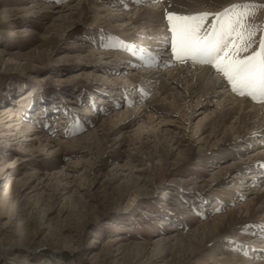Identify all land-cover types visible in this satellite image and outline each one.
Masks as SVG:
<instances>
[{
  "label": "rangeland",
  "instance_id": "1",
  "mask_svg": "<svg viewBox=\"0 0 264 264\" xmlns=\"http://www.w3.org/2000/svg\"><path fill=\"white\" fill-rule=\"evenodd\" d=\"M133 1L109 4L116 8L123 3L122 11L133 14L139 6ZM165 1L169 0L160 1V9L180 15L226 9L232 14L246 11L232 10L234 4H264V0H172L174 9L169 10L168 5L162 7ZM78 3L84 0H0V235L9 256L0 248V264H264V253L256 247L263 243L264 224L232 223L202 243L193 234L217 213L225 214L245 201L247 190L263 180L258 177L255 185L242 182L236 191L243 181L241 174L233 175L236 168L218 178L212 175L234 161L246 143L209 139L202 150L193 151L192 133L199 122L209 121L214 100L203 103L187 129L181 123V110L174 111L179 121L175 126H182L176 135L183 152L165 155L159 142L133 132V140L120 141V133L108 126L117 120L115 113L126 109L127 92L132 90H122L112 78L130 69L104 62L103 54L91 51L115 52L123 44L119 36L113 38L115 29L101 24L100 15L109 10L103 12L97 4L79 9ZM196 7L200 11L192 12ZM248 11L256 25L264 26V10ZM213 23L215 17L203 21L201 34L210 31ZM166 31L163 14L162 27L153 37L149 33L152 39L155 35L152 43L172 36L170 31L165 36ZM164 45L159 49L169 52L172 65L190 63L177 59L169 41ZM146 84L150 90L136 95L156 103V84ZM112 86L117 89L111 90ZM164 94L160 99L168 102ZM158 108L157 114L171 112ZM26 118L33 130L24 138L43 130L41 136L51 142L19 148L18 135L10 132L15 133V123ZM93 129H97L94 137ZM129 161L137 166L133 174L127 168ZM254 217L263 218L264 212ZM176 234L185 238L186 244L181 243L185 251L178 245L162 246L161 238ZM192 244L196 247L191 251Z\"/></svg>",
  "mask_w": 264,
  "mask_h": 264
},
{
  "label": "bare ground",
  "instance_id": "2",
  "mask_svg": "<svg viewBox=\"0 0 264 264\" xmlns=\"http://www.w3.org/2000/svg\"><path fill=\"white\" fill-rule=\"evenodd\" d=\"M112 1L114 0H84V3H78L76 6L79 9H83L85 6L92 7L97 4V9H101L103 12H106V9L107 11L109 10L100 15L102 21L101 24L103 23L106 27L108 26L116 30L113 38L119 36L123 48L120 46L121 49L115 52L110 50L111 48L108 50L99 49L98 51L92 49L91 53L103 54L104 62H111L120 67V69L124 67L125 69L128 67V69H130H123L121 71H124L125 73L122 75L116 74L112 78L115 85H121L123 88L122 90H125V88H127V90H132V93L128 94L129 91L127 92L126 97L129 100H127L128 102L126 103L128 106L126 109L122 110V113L117 112L113 115L117 120H114L112 123L110 122L108 128L112 130V132L118 131L120 133V141H122L123 138L133 140V135L131 134L133 132L135 135L137 134V137L143 136L148 141L159 142L161 150L163 148L165 155L171 154L177 150L181 151V149L183 152V147L176 135V129H179V127L182 126L180 124V126H175L177 125L175 123H177L178 120H176L173 115L174 111L181 110L179 111L180 118L183 120L181 123L184 125V129H187L190 128V123L193 121L194 115L197 111L203 109L204 102L211 100L216 101V108L211 111L212 116L209 121L204 124L203 121L199 122L196 125V130L192 133L191 144L194 145L193 151L198 152L202 150L204 144L209 139L229 140L230 143L235 144H238L239 142L246 143V146L243 145L244 150L241 148L242 153L237 154L234 161L228 163L225 167H220L215 170L212 175L214 178H218L219 176L224 175L231 167L236 168L233 175L236 176L237 174H241L240 178L243 180L240 181V185L237 186L236 191L241 189L242 182L246 185H252L256 182L258 177H262L263 180H258L260 183L257 184L255 189L250 191L247 190V193H249L247 196L249 195V197L245 201L240 200V202L242 201L240 204L234 205L231 209L225 211V214L217 213L215 217L213 216V219L207 220L200 224L196 230H193V234L197 239V242L202 243L210 237H214L219 231H223L227 225H232V223L247 221L248 224L252 223L254 226H258V223L263 225L264 217H254V213L264 212V103L258 105L257 103H253L249 98L245 96L240 97L232 92L229 82L222 78L221 74L215 71L212 66H195L194 64H191V61L190 63L185 61L188 62L185 64H183V62L181 66H179L181 64L180 61H178L180 64L177 62L178 65H172L174 60L167 57L169 52L159 49L166 47V45L164 46V43L165 41H169L168 38L165 39L164 37L163 40H157L158 42L155 44L152 43L155 39V35L152 39V33H155L160 27H162V16L163 14H166L165 10L159 8V5L161 4L160 2L155 3L154 0H135L138 1L137 3H139V6H137L135 13L132 14L128 10L122 11L123 8L121 6L124 5L123 3L127 4V1L128 4H132L134 2L133 0H121L123 3L116 4L118 6L116 7L115 5L116 8L110 7L109 3ZM172 2V0L165 1L163 2L164 4L162 7L164 8L168 5V9L172 10L174 8L169 7ZM65 8L70 9L72 6ZM195 9L196 11H200V8L196 7L193 8L192 12L195 11ZM189 12L190 10L188 13ZM108 30H110V28ZM167 34L168 33H165V36H167ZM148 37H150V39H147ZM161 55H166V57H162ZM122 59H124V62L132 64V66L139 67V69L121 65ZM158 59H163V61L158 62ZM170 65L174 67H170ZM116 73H118V69H116ZM120 79L127 83H121ZM146 82H148V84H156L153 99L156 103L153 101L144 102L141 100L140 96L136 95L138 92H148L150 90V87H148ZM128 86H130L131 89H129ZM112 88L113 89L111 90L117 89V86H112ZM133 90H136L137 92H134ZM161 94H164L165 99H168L169 101L164 102L161 100ZM156 107H164L170 109L171 112L157 114L155 112L160 108L157 109ZM16 119L18 120L20 118L18 117L15 118V120ZM105 120L106 119H104V121ZM15 124L17 125L15 128L17 131L15 133L11 131L10 134L18 135L19 140L15 144H17L19 148L37 146V144L41 145L39 143L43 141L46 143L51 142L49 141V138H43L41 136L43 130H38L39 132L33 137L24 138V136H28V133L33 130V125L30 123L29 118L17 121ZM186 125H188V127H186ZM201 125L202 128H199ZM96 131L97 129H93V137L96 136ZM204 131H208L209 134L203 136L202 134ZM120 145L123 144L120 143ZM220 145L223 146V144ZM256 145L258 147L254 148ZM138 148L140 149V146ZM149 161L151 162V159H149ZM127 164V168L132 169L133 172H131L133 174L136 171L137 166L130 163V161ZM242 169H246V171L248 169L249 171H245L246 173L243 174ZM61 174H63V171ZM227 193L230 195L232 194V191L229 190ZM250 194L252 195L250 196ZM160 241L162 246L170 247L177 245L181 246V243L186 244L185 238L180 234H176L173 237L167 236L161 238ZM4 244L5 243H3L0 235V248L3 253L8 256V250ZM185 244L184 246H181L183 251L186 250ZM195 247L196 245L192 244L190 247L191 251L194 250ZM256 247L258 248L257 250L260 249V251L264 253V238L263 243L261 245L258 244ZM158 248L159 247L155 248V250H158Z\"/></svg>",
  "mask_w": 264,
  "mask_h": 264
},
{
  "label": "snow or ice",
  "instance_id": "3",
  "mask_svg": "<svg viewBox=\"0 0 264 264\" xmlns=\"http://www.w3.org/2000/svg\"><path fill=\"white\" fill-rule=\"evenodd\" d=\"M238 9L246 11L190 15L166 11L172 33L168 40L177 59L212 66L238 95L264 102V26L256 25L254 14L248 11L264 10V4L232 5V10ZM209 17H215V23L202 35L203 21ZM242 52L248 55L241 57Z\"/></svg>",
  "mask_w": 264,
  "mask_h": 264
}]
</instances>
